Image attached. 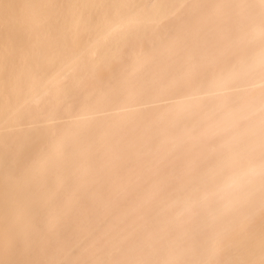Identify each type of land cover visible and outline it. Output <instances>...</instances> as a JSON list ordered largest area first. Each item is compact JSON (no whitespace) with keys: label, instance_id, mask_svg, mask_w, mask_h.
<instances>
[{"label":"bare ground","instance_id":"obj_1","mask_svg":"<svg viewBox=\"0 0 264 264\" xmlns=\"http://www.w3.org/2000/svg\"><path fill=\"white\" fill-rule=\"evenodd\" d=\"M0 264H264V0H0Z\"/></svg>","mask_w":264,"mask_h":264}]
</instances>
